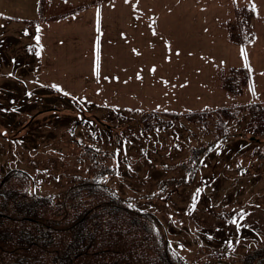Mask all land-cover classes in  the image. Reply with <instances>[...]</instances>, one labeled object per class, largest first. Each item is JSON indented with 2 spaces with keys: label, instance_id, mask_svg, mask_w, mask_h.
Listing matches in <instances>:
<instances>
[{
  "label": "rangeland",
  "instance_id": "1",
  "mask_svg": "<svg viewBox=\"0 0 264 264\" xmlns=\"http://www.w3.org/2000/svg\"><path fill=\"white\" fill-rule=\"evenodd\" d=\"M40 1L0 0V177L22 169L35 176L39 193L62 195L78 171V145L101 137L99 144L122 158L111 157L113 164L121 160L122 172L107 183L125 196L158 194L159 180L181 175L172 167L188 148L211 137L182 116L141 142L127 130L135 115L122 112L264 103V0H139L161 15L136 24L131 6L113 0L104 10L102 60L93 46L99 0ZM246 4L256 12L255 39L238 45L227 20ZM241 67L251 76L242 91L223 88V77ZM244 132L245 124L235 123L191 184L139 200L188 260L221 252L245 264L264 245V159L253 156L259 144Z\"/></svg>",
  "mask_w": 264,
  "mask_h": 264
},
{
  "label": "trees",
  "instance_id": "2",
  "mask_svg": "<svg viewBox=\"0 0 264 264\" xmlns=\"http://www.w3.org/2000/svg\"><path fill=\"white\" fill-rule=\"evenodd\" d=\"M255 14L252 5L236 8L237 20L227 23L231 41L238 45L253 41ZM232 73L223 77L222 86L241 92L250 73L242 67ZM121 114L135 115L136 124L131 119L127 130L141 142L146 133L182 116L198 125L199 134L211 138L188 148V156L172 167L181 175L159 180L158 194L125 196L109 185L108 178L122 172L121 160L113 164L111 157L122 158L121 152L102 147L101 137L93 144L78 145V171L62 195L39 193L35 176L25 170L7 171L0 177V264H232L221 252L204 260L185 258L170 245L159 216L139 200L167 193L170 185L191 184L235 123L245 124V136L259 144L253 156L264 159V103L187 113L134 110ZM208 179L203 177V181ZM243 262L264 264V245L252 249Z\"/></svg>",
  "mask_w": 264,
  "mask_h": 264
},
{
  "label": "crops",
  "instance_id": "3",
  "mask_svg": "<svg viewBox=\"0 0 264 264\" xmlns=\"http://www.w3.org/2000/svg\"><path fill=\"white\" fill-rule=\"evenodd\" d=\"M196 3V1L194 2ZM130 6H131V13L133 14V19H137L134 24H136V22H140L139 19H142V18H156L157 16H160V12L158 11H146L142 8L141 6V2L139 0H130ZM135 8V9H133ZM202 15H204V12H200ZM167 15V17H172V18H180V16H178V14L176 13H173V11H167L165 13ZM163 14V15H165ZM104 15V14H103ZM206 17V15H205ZM104 19V16L102 17ZM156 22H154L155 24ZM153 24V25H154ZM155 26H157V23L155 24ZM152 29H155L154 27Z\"/></svg>",
  "mask_w": 264,
  "mask_h": 264
},
{
  "label": "snow or ice",
  "instance_id": "4",
  "mask_svg": "<svg viewBox=\"0 0 264 264\" xmlns=\"http://www.w3.org/2000/svg\"><path fill=\"white\" fill-rule=\"evenodd\" d=\"M153 71H154V69H153ZM29 95H31V93H29ZM65 95H68V94H67V93H65ZM232 223H234V224H235V223H236V221H234V220H233V221H232Z\"/></svg>",
  "mask_w": 264,
  "mask_h": 264
}]
</instances>
